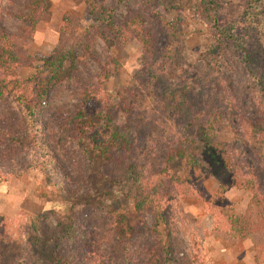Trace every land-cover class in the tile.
I'll return each instance as SVG.
<instances>
[{
	"label": "rangeland",
	"instance_id": "rangeland-1",
	"mask_svg": "<svg viewBox=\"0 0 264 264\" xmlns=\"http://www.w3.org/2000/svg\"><path fill=\"white\" fill-rule=\"evenodd\" d=\"M28 2L0 0V34L20 33ZM94 5L91 12L84 0H45L29 44L18 46L30 56L19 72L24 79L44 78L55 51L73 57L36 110L34 129L13 93L0 99V264H257L255 247L264 244V0ZM108 8L113 28L98 21ZM84 88L94 94L85 106ZM106 115L130 130V156L113 150L105 161L93 152L91 134ZM180 150L208 170L192 198L169 179L190 173ZM131 162L162 175L167 227L155 230L151 211L134 210ZM234 173L257 183L256 199L230 184ZM229 208L258 231L242 239L219 231L225 223L216 211Z\"/></svg>",
	"mask_w": 264,
	"mask_h": 264
},
{
	"label": "trees",
	"instance_id": "trees-1",
	"mask_svg": "<svg viewBox=\"0 0 264 264\" xmlns=\"http://www.w3.org/2000/svg\"><path fill=\"white\" fill-rule=\"evenodd\" d=\"M91 9V12L96 10L94 0H84ZM45 0H29L28 7L30 12L20 17L21 30L19 34L2 33L0 34V99L4 100L8 95L13 93L20 107L24 120L27 122L29 129H34L36 110L45 106L44 97L49 89L56 86L62 81L61 72L63 71L64 63L68 57H73L71 52L55 51L51 60L45 62L46 76L38 79L30 77L24 79L20 75V69L23 68L25 62L30 60L27 51H18V46H26L30 42L31 33L37 23V13L42 8ZM104 10V8H103ZM106 16L98 18L99 23L106 22V26H114V17L112 11L108 8ZM96 21V20H95ZM214 32L217 41H223L225 35L223 31L215 26ZM94 94L89 88H84L81 91V100L85 106ZM177 102L179 100H176ZM91 142L93 144V152L99 156L101 160H111L113 150H123V153L130 156V130L119 128L113 119L106 115L103 120V125L91 134ZM178 158L184 159L190 166L189 175L183 179H170L174 189L185 198L195 196L193 184L202 176L207 174L206 167L198 162L190 153L185 150H180L177 153ZM48 157V156H47ZM129 160V158H128ZM47 161L50 159L47 158ZM133 163H129L127 173L131 179L129 189L130 197L133 201L134 210L141 213L144 210L152 212L153 228L155 230L160 227L168 226V214L163 209L162 202L165 197L163 178L159 173L157 175H149L145 171L136 170ZM170 177V176H169ZM244 177V176H242ZM234 173L230 175L229 181L232 186L245 189L252 193V198L256 199L259 190L257 183L254 180L242 178ZM168 195V194H167ZM217 214L224 221L225 228L219 231L226 233L231 238L242 239L258 231V227L245 215H235L231 208L217 209ZM256 255L255 262L257 264L264 262V244L260 243L255 247ZM169 249L166 248L165 253L168 256Z\"/></svg>",
	"mask_w": 264,
	"mask_h": 264
}]
</instances>
